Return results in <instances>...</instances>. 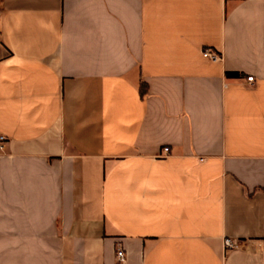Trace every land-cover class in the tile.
Segmentation results:
<instances>
[{
  "label": "crops",
  "instance_id": "obj_1",
  "mask_svg": "<svg viewBox=\"0 0 264 264\" xmlns=\"http://www.w3.org/2000/svg\"><path fill=\"white\" fill-rule=\"evenodd\" d=\"M0 136V264H264V0H0Z\"/></svg>",
  "mask_w": 264,
  "mask_h": 264
},
{
  "label": "built area",
  "instance_id": "obj_2",
  "mask_svg": "<svg viewBox=\"0 0 264 264\" xmlns=\"http://www.w3.org/2000/svg\"><path fill=\"white\" fill-rule=\"evenodd\" d=\"M204 57L209 59L212 62H219L222 60V56L220 54H218V53H216L210 49L204 50ZM253 79H254L253 77H249L247 79V81L253 82ZM6 144H7V138L4 136H0V150L1 151L5 150ZM164 152L168 153L169 149L166 148L164 150ZM224 244H225L227 250H234V249L238 248V244L230 238H226L224 241ZM117 256H118L119 262H123L125 260L126 253L122 248H119L117 251Z\"/></svg>",
  "mask_w": 264,
  "mask_h": 264
},
{
  "label": "trees",
  "instance_id": "obj_3",
  "mask_svg": "<svg viewBox=\"0 0 264 264\" xmlns=\"http://www.w3.org/2000/svg\"><path fill=\"white\" fill-rule=\"evenodd\" d=\"M227 76L228 77H238L239 74H237V73H227Z\"/></svg>",
  "mask_w": 264,
  "mask_h": 264
}]
</instances>
